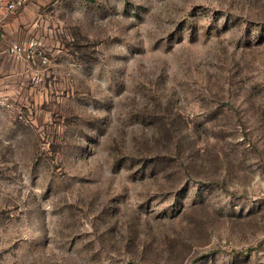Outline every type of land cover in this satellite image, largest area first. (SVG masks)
Listing matches in <instances>:
<instances>
[{
	"label": "rangeland",
	"instance_id": "rangeland-1",
	"mask_svg": "<svg viewBox=\"0 0 264 264\" xmlns=\"http://www.w3.org/2000/svg\"><path fill=\"white\" fill-rule=\"evenodd\" d=\"M37 1L0 264H264V0Z\"/></svg>",
	"mask_w": 264,
	"mask_h": 264
},
{
	"label": "crops",
	"instance_id": "crops-1",
	"mask_svg": "<svg viewBox=\"0 0 264 264\" xmlns=\"http://www.w3.org/2000/svg\"><path fill=\"white\" fill-rule=\"evenodd\" d=\"M6 13L7 19L0 24V93L25 94V46L41 43V6L34 0L17 12ZM12 46L23 48V53H10Z\"/></svg>",
	"mask_w": 264,
	"mask_h": 264
},
{
	"label": "built area",
	"instance_id": "built-area-1",
	"mask_svg": "<svg viewBox=\"0 0 264 264\" xmlns=\"http://www.w3.org/2000/svg\"><path fill=\"white\" fill-rule=\"evenodd\" d=\"M32 0H9L6 3L5 9L8 13H14L22 9L24 6H26L29 2ZM10 53L19 55L21 52V49L18 46H12L10 48Z\"/></svg>",
	"mask_w": 264,
	"mask_h": 264
}]
</instances>
